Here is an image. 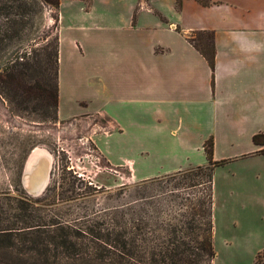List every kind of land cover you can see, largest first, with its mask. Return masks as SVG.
<instances>
[{
	"label": "crops",
	"instance_id": "0c3cea01",
	"mask_svg": "<svg viewBox=\"0 0 264 264\" xmlns=\"http://www.w3.org/2000/svg\"><path fill=\"white\" fill-rule=\"evenodd\" d=\"M72 1L81 11L70 31L59 21L58 118L98 114L116 152L156 158L143 178L129 166L138 182L206 165L211 138L216 162L264 149L253 142L264 133V0ZM201 34L213 36L214 69L189 41ZM92 89L99 110L79 108ZM260 194L264 206V179ZM249 245L256 258L264 238Z\"/></svg>",
	"mask_w": 264,
	"mask_h": 264
},
{
	"label": "rangeland",
	"instance_id": "374dc122",
	"mask_svg": "<svg viewBox=\"0 0 264 264\" xmlns=\"http://www.w3.org/2000/svg\"><path fill=\"white\" fill-rule=\"evenodd\" d=\"M60 1V24L65 33L70 31L72 18L81 8L75 1ZM98 15L97 11L85 19L88 26L100 22ZM44 21L45 25H38L20 47L21 53L26 55L22 56L24 61L30 65L23 77L27 84L40 85L46 81V43L40 39L49 34L50 42L54 43L59 35V23L58 28L54 26V13L46 10ZM98 56L97 48V62ZM96 71L97 67L92 73L97 74L94 76L97 84ZM98 91H88L90 100H80L77 106L88 108V111L99 110L94 103ZM52 117V111L47 113L35 102L30 103L27 110L14 106L0 90V201L15 204L14 199L20 197L33 201L45 224L55 221L91 227L94 221L103 225L102 230L113 228L115 213L131 201L129 196L134 195V191L130 188L138 183L129 166L134 168L136 177L143 178L154 174L156 158L137 155L127 148L118 147L116 152L115 138L103 135L109 127L107 120L98 114L65 121ZM139 144H146V140H139ZM36 150L49 156L52 163L49 181L40 195L28 192L23 182L29 160ZM116 161L125 167L117 166ZM263 170L264 154L233 159L215 169L213 240L216 258L213 264H264V253L255 258L254 246L249 245L264 238V206L260 203ZM149 186L159 189L157 185L147 188Z\"/></svg>",
	"mask_w": 264,
	"mask_h": 264
},
{
	"label": "trees",
	"instance_id": "16d2710c",
	"mask_svg": "<svg viewBox=\"0 0 264 264\" xmlns=\"http://www.w3.org/2000/svg\"><path fill=\"white\" fill-rule=\"evenodd\" d=\"M60 4V0H0V90L23 110L32 102L40 104L47 113L52 111L53 120L59 105V35L54 43L49 34L40 39L46 43V81L40 85L23 81L30 65L20 47L38 25H45L46 10L55 14L58 28ZM189 41L214 69L213 36L201 34ZM253 142L264 146V133L254 136ZM204 149L206 165L130 188L131 201L115 213L113 228L107 231L94 221L91 227L45 224L33 201L22 197L14 199L15 204L0 201V264H213L214 171L229 160L214 161L213 138ZM257 154H264V149Z\"/></svg>",
	"mask_w": 264,
	"mask_h": 264
},
{
	"label": "water",
	"instance_id": "95a60500",
	"mask_svg": "<svg viewBox=\"0 0 264 264\" xmlns=\"http://www.w3.org/2000/svg\"><path fill=\"white\" fill-rule=\"evenodd\" d=\"M51 168L52 163L50 157H41L38 166L36 167L35 171L31 174V184H27L26 182L25 177L27 170L25 171L23 182L28 192L33 195H40L44 191L51 175Z\"/></svg>",
	"mask_w": 264,
	"mask_h": 264
},
{
	"label": "bare ground",
	"instance_id": "6f19581e",
	"mask_svg": "<svg viewBox=\"0 0 264 264\" xmlns=\"http://www.w3.org/2000/svg\"><path fill=\"white\" fill-rule=\"evenodd\" d=\"M41 157L47 158V155L45 153H42L39 150H36L35 152H33L29 160V163L27 165V168H26L27 173H26L25 178H26L27 184H31V181H30L31 174L35 171L36 167L38 166V163Z\"/></svg>",
	"mask_w": 264,
	"mask_h": 264
}]
</instances>
